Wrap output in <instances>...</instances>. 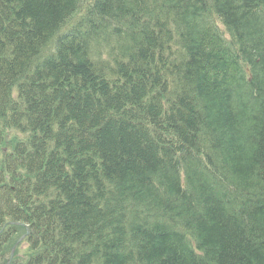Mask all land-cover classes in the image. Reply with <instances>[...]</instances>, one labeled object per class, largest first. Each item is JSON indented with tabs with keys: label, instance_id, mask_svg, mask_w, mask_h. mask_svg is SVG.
Masks as SVG:
<instances>
[{
	"label": "trees",
	"instance_id": "obj_1",
	"mask_svg": "<svg viewBox=\"0 0 264 264\" xmlns=\"http://www.w3.org/2000/svg\"><path fill=\"white\" fill-rule=\"evenodd\" d=\"M161 145L194 148L188 189ZM7 146L0 264L26 228L18 264H264V0H0Z\"/></svg>",
	"mask_w": 264,
	"mask_h": 264
},
{
	"label": "bare ground",
	"instance_id": "obj_2",
	"mask_svg": "<svg viewBox=\"0 0 264 264\" xmlns=\"http://www.w3.org/2000/svg\"><path fill=\"white\" fill-rule=\"evenodd\" d=\"M90 5V4H89ZM88 2H85L83 3L82 5H80V7L78 8L77 10V13L73 14L72 16L68 17L69 18V21H66V23H63V28L59 31V33L56 35V38L54 39L53 36H48L46 39H44V41L42 43H40L38 45V50L34 52V54L31 56V59L32 61L34 60V57H39L41 58L43 56V47L46 45V44H49L51 45V47L53 48V52H56V49L57 47L55 46L56 45V40L59 41L60 38L62 37H65L67 36V34L69 33V31L72 29V30H75V31H80V33H82L85 29V27L88 25V22L84 20V18L87 16H84L83 15L87 12V9H88ZM171 20H174L175 22L178 20L177 17L175 16L174 19H171ZM157 21V20H156ZM158 21H165L164 18L160 17V19H158ZM157 23V22H156ZM220 26V25H219ZM221 26L222 23H221ZM220 26V28H221ZM224 27V26H223ZM222 29V28H221ZM224 31L223 33V37H228L230 36L229 32L227 31V29H222ZM119 31H122L124 33H130L131 31L129 30L128 26H122ZM118 44V43H116ZM80 45V44H79ZM120 45V44H118ZM56 48V49H55ZM55 49V50H54ZM119 53L121 52V46L118 47V50ZM52 57H56V55H52ZM44 58H47V55L44 57ZM43 66V65H42ZM96 68H99V70L101 71L102 68L97 64L96 65ZM36 69L34 70V72L32 73L31 77H34L37 73H36ZM42 70V69H41ZM39 72V71H37ZM36 73V74H35ZM172 85V87L174 88V93L178 96H182V95H186L188 92L184 89L183 86L179 85L178 84V81H177V78L176 77H173L172 78V82L170 84V86ZM189 96V94H188ZM169 123H167L165 121V117H164V114H163V111L161 110L160 112L157 113V116L156 118L153 120V119H148V121H143L142 125H144V130L147 132V134H149V136H151L155 141H157L158 139H163L164 141H167L168 142V138L167 136L165 135V133L163 132V130L161 128L163 127H167ZM27 131V130H26ZM182 145L184 146V143L182 141ZM160 148L166 150V152L170 155H172L174 157V155H180V163H179V171L177 169V173L180 175L181 177V186H182V189H188L186 187L187 185V179L184 177V174L188 168V166L194 164L193 161H192V156H193V150L194 148H192V146H189L187 145L185 147V150H181V151H178L176 149H170V148H166L164 147L163 145L160 146ZM10 150V147H5V148H0V155L1 153L4 151L5 153H7L8 151ZM8 161L9 162H13L12 158H8ZM20 164V163H19ZM20 168H22L21 164L18 165ZM177 173L174 171V173H171L172 174V177L175 178L177 177ZM36 182V181H35ZM226 184V183H225ZM227 185V184H226ZM28 191V190H27ZM232 191H235V189L233 188ZM236 192V191H235ZM31 198V195H29V193H27L26 195V200L29 202V199ZM178 224V223H177ZM176 224V225H177Z\"/></svg>",
	"mask_w": 264,
	"mask_h": 264
},
{
	"label": "rangeland",
	"instance_id": "obj_3",
	"mask_svg": "<svg viewBox=\"0 0 264 264\" xmlns=\"http://www.w3.org/2000/svg\"><path fill=\"white\" fill-rule=\"evenodd\" d=\"M25 247H26L25 245L22 246V251H25V249H24ZM24 254H25V253H24ZM6 258L9 259L10 256H8V257H6Z\"/></svg>",
	"mask_w": 264,
	"mask_h": 264
}]
</instances>
